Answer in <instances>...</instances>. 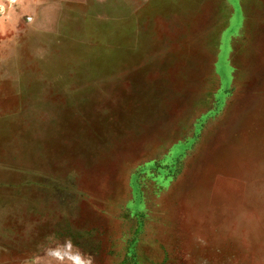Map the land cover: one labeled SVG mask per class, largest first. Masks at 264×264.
Wrapping results in <instances>:
<instances>
[{
  "label": "rangeland",
  "instance_id": "1",
  "mask_svg": "<svg viewBox=\"0 0 264 264\" xmlns=\"http://www.w3.org/2000/svg\"><path fill=\"white\" fill-rule=\"evenodd\" d=\"M0 264H264V0H0Z\"/></svg>",
  "mask_w": 264,
  "mask_h": 264
},
{
  "label": "bare ground",
  "instance_id": "2",
  "mask_svg": "<svg viewBox=\"0 0 264 264\" xmlns=\"http://www.w3.org/2000/svg\"><path fill=\"white\" fill-rule=\"evenodd\" d=\"M166 2V1H165Z\"/></svg>",
  "mask_w": 264,
  "mask_h": 264
}]
</instances>
